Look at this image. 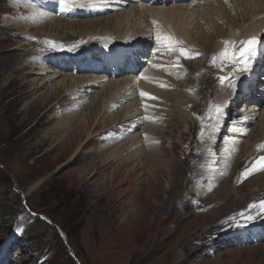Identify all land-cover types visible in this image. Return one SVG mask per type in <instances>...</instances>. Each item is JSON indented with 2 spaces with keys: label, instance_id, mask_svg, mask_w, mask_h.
I'll return each instance as SVG.
<instances>
[{
  "label": "rangeland",
  "instance_id": "374dc122",
  "mask_svg": "<svg viewBox=\"0 0 264 264\" xmlns=\"http://www.w3.org/2000/svg\"><path fill=\"white\" fill-rule=\"evenodd\" d=\"M47 1L49 0H0V207L12 213L0 217V252H10L5 264H37V260L44 252L48 254V258L43 264H242L243 261H247L242 251L249 249H253L255 257L259 258L264 244L249 249L227 247L216 237L226 220L237 218L235 212L228 213L229 211L237 212L243 209L245 203L252 201L254 196L257 201L264 202V195L256 196L264 184V173L252 179L249 175L247 177L249 180L242 184L239 183L237 176L232 182L234 187L241 185L236 188L237 194L232 193L231 198L217 200L215 204H208L204 209L198 210L199 212L212 210V213H207L210 215L208 218L194 213L196 206L206 202L201 203L196 199L197 189H209L208 186L212 184L206 177L201 180L200 171L203 172L208 161L212 162L214 168L221 170V161L225 159L224 148L228 145V140L240 142L244 136V129L237 131L231 122L227 128L222 129L223 138L220 141L216 140L217 137L213 133L211 143L206 146L198 144V141L207 137L204 125L210 123V131L213 132L214 114L218 113L212 101L213 94L206 90L207 85L211 88L213 86L211 85L214 78L213 60L216 54H212L211 51L216 47L214 45L211 46V51H203L198 42L202 44L204 37L208 39L209 29L213 27L221 32L225 31L226 27L222 25L225 22L221 23L219 16L218 22L211 25L208 18L202 17L200 19L204 23L199 21L198 24L196 20H187L189 16L186 15L184 19L189 24L186 28L196 41V44L188 43L190 46L188 54L194 58H185L180 56V53L174 54L175 50L164 48L170 51L162 56L166 70L185 72L187 80L195 78V83L188 86L190 91L198 94L199 102L194 104L200 103V108H205L209 113L204 117L189 109L190 117L185 118L174 109L170 100L163 101L166 112L165 110L161 113L153 112V119L156 117L155 123L159 126L155 141L157 152L161 158L169 162L170 169L173 163H177L181 173L179 178V173L177 177H173L171 173H164L160 169L150 171L146 168L144 152H137L138 149L127 146L128 143L139 140L138 129L148 123L142 112L135 117L124 116V113L131 111L128 104L123 106L126 102L125 97L130 96L127 91L114 92L117 94L107 100L108 96L105 94V99L99 96L94 98L100 87L104 86L87 88L95 83L94 80L85 82L84 85L80 84L78 79L75 85L78 87L83 85V88L77 90L74 86L73 89L76 90L73 92L69 89L72 85L66 80L64 89L55 87L56 82L64 78L63 74L69 72H74L81 79L89 77L90 64L83 68L82 74L74 68H65L63 64L57 67L56 62L59 60H55L58 59V54H65L64 49H71V54L77 53L78 56L81 54V58L90 57L91 51L98 50L101 39L108 36L115 38L118 24L113 19L117 17V7L109 5V0H104L99 2V6H103L102 10L108 12L107 16L72 19L69 15L67 17L65 14L59 15L55 12L57 0ZM69 1L75 0L65 1L66 5L71 7ZM52 2L55 5L53 9L50 7ZM33 5L47 11L45 22L61 20L63 23H71L72 26L89 23L87 30L89 32L79 31L76 27L62 28L58 34L53 33L55 31L53 28L46 26L43 29L39 28L38 31L31 26L26 28V22L30 21L27 8ZM105 5L108 8L106 10ZM206 9L209 10L210 7L201 11L196 8L193 16L200 12L205 14ZM70 10L76 9L71 7ZM70 12L73 11H68L67 14ZM230 17L238 20L237 24H240V19H237L238 16L232 11ZM130 20L134 21L132 18ZM106 24L109 25L107 29ZM184 24L187 26L185 22ZM144 25H140L138 29L137 33L140 35H143ZM146 29L150 31L149 27ZM130 31L123 29L120 41ZM39 32H45V36L53 37L48 43L49 45L50 42L55 43L53 50H57L56 53L51 51L47 44L40 48ZM66 35L73 38V41H65ZM152 35L150 32L151 37ZM219 37L218 39L223 38ZM81 41H87V46L91 50L89 54L78 52L77 45ZM61 48L63 49L60 50ZM45 49L49 51L46 56L51 57H48L51 60L48 61L46 68L49 73L39 69L36 62H33L38 58L37 51ZM150 61L152 60L148 61V66ZM47 76L54 77L49 79ZM113 80L120 81L126 78L115 77ZM169 83L174 93L180 92L178 90L181 88L177 87L176 82L170 80ZM220 88L215 86L213 91L218 92ZM52 89L56 91H51ZM200 99H203V102ZM155 100L162 102L159 98ZM139 103L137 102V106L140 107ZM101 104L106 110H102ZM155 108L159 109L161 105ZM263 110L264 105L258 111L259 114H262ZM249 111L254 112L252 109ZM258 112L255 122L248 127L249 135L251 130L258 129V121L263 120L262 116H258ZM84 113L87 115L83 116L84 122L80 125L76 123L78 121L76 119L75 123L69 125V128L65 127L64 131H54L57 125L68 118H80ZM252 115L255 116L256 113ZM243 117L244 119L248 117L249 120L253 118L248 114ZM111 119L115 121L114 124H111ZM131 128H134L132 134ZM113 130L115 135L111 136ZM66 131L67 133L63 135L62 133ZM197 131L198 134L194 136ZM54 134L55 139H50ZM128 135L138 136L134 138L127 137ZM249 135L243 139L237 157L233 156L229 162L230 168V164L234 165L237 158H242L244 154L246 157L250 156L246 154V150L252 149L253 146L246 142ZM140 136L143 138L142 134ZM192 138L197 143L194 145L196 151L188 150L192 147L189 141ZM124 141H127L126 144H122L113 155H105L106 150L111 151ZM134 152L137 153L134 155ZM190 152L197 155L198 160H189L187 156ZM245 162L239 175L245 169H250L245 166ZM191 167L194 168L193 171ZM207 169V174H214L210 172L211 169ZM195 173L192 191L197 196H192L195 199L185 197L184 200L188 204H200L170 211L168 203L172 200V191L176 190V185L170 190L172 183H175L173 181L175 178L180 179L179 186L177 185L179 191L176 190L178 193L176 192L174 198L176 204L178 194L184 195L186 183L192 182L189 180L190 174ZM135 200L138 209L134 204ZM163 200L166 204L161 206ZM256 204L260 207L262 203H254L251 206L252 212H256ZM199 215L201 216L197 218ZM13 216L17 222L16 228L23 222H25L23 227L29 223L23 229L25 238L23 231L20 236L11 231ZM231 223L232 221L228 224ZM239 241L242 240L237 237L226 240L230 244ZM213 243L215 246L211 245ZM179 248L183 250V258L176 262L174 256ZM209 248H212L213 253L206 256L204 250Z\"/></svg>",
  "mask_w": 264,
  "mask_h": 264
},
{
  "label": "bare ground",
  "instance_id": "6f19581e",
  "mask_svg": "<svg viewBox=\"0 0 264 264\" xmlns=\"http://www.w3.org/2000/svg\"><path fill=\"white\" fill-rule=\"evenodd\" d=\"M101 1H104V0H75L74 2L73 1L72 2L69 1V2H70L71 7L75 8V9H77L78 6L80 7V9L81 8H87V7H94V9H97L100 11L101 7L99 6V2H101ZM129 1L130 2L127 4L126 7L121 8V9L117 7V17L115 19H113L115 21V23L118 24V28L115 30L116 37L115 38H113L112 36L104 37L103 39H101V43H99L97 51H100L104 55V57H103L104 61L103 60L102 61H103V63L106 64L107 67H111V66H113L114 63L121 61L122 58L124 57V55L131 48H135V47L141 46V45L145 46L144 45L145 42L142 41V38L150 32L153 34L151 38L155 41H157L156 40L157 33H160L161 35H163V33H164L165 36L172 37L174 41L179 42V43L174 45V48H176L177 46L178 47L181 46V44L186 42V40L196 44L195 37L190 35L189 34L190 32H188V29L186 28L189 25L188 22H186L184 19V17L186 15L189 16L188 18H186L187 20H191V19L196 20V23L201 21L200 18L205 17V18H208L211 25H214L218 22L217 20L219 19V16H220L219 20L221 21V23H222V21L225 22L222 24V25H225V27H226L225 31L223 30V32H221L216 27H213V28L209 29L210 30V36H208L209 38L207 39V37H204L205 40L203 41L202 44L198 42V44H200V47H202L203 51H211L212 50L211 46L213 47L215 45L216 49H214L211 52H212V54H217L218 60H219L218 64L222 63L223 61H226V60H223L220 56V54L225 50L226 47L230 48V46L226 45L225 42L234 43L236 45L237 50H238L240 47V42L245 41L251 37H256L260 41L261 46L259 47L258 52H261V54H263V60H264V0H229L230 7H232L231 11L233 14L238 16L237 19H240V24H237L238 20H233V18L230 17V15H231L230 10L227 11L223 7V5H221L217 2L214 5L210 4L208 6H207L208 1H206L203 4H182V5H177V6L171 5V6H166V7H146L145 8L144 6H136L138 2H133L134 0H129ZM250 3H251V5H250ZM107 4H108V2H107ZM106 6L107 5H105V10L108 9V8H106ZM215 6H216V8H215ZM37 7H38V5L37 6L33 5L29 8H27V12L29 13L30 21L26 22L27 23L26 24L27 26H25L26 28H29L28 26H31L32 28L36 29V31H38L39 28L43 29L44 26H46V27L53 28L55 30L53 33H56V34H58L62 28L67 29V28L76 27L79 31H87L89 29V23H87V24L78 23L76 26L75 25L72 26L71 23H68V22L63 23V21H61V20H59V21L54 20L53 22L52 21L51 22L50 21L45 22V20H46L45 17H47L46 16L47 11H45V10L43 11L42 8H37ZM47 7H49V6H47ZM206 7H210V9L209 10L206 9L205 14L200 12V14H197V16H193L196 8H199V11H201V9H205ZM196 12H195V14H196ZM105 16H107V15H103V17H105ZM131 18L134 19L133 22H131V20H130ZM214 18H216V20H214ZM234 21H236V22H234ZM184 22L187 24V26L184 24ZM201 22L204 23V21H201ZM145 23H146V25H144ZM140 25L145 26L144 31H143V35H140L139 33H137L138 29L140 28ZM105 27L107 29L109 27V25L106 24ZM146 27H149L150 31H147ZM123 29H125V30L130 29L131 31L129 34H126V36H124L123 39H121V41H120V36H122L121 32ZM213 31H214V33H213ZM87 32H89V31H87ZM39 33H40V37L39 36L38 37L40 39V43H39L41 45L40 48H44L43 45L47 44L48 47L51 49V51L56 53L57 50H53L54 48L51 47V45H49V43H48L49 40L53 39V37L49 36V35L45 36L46 35L45 32H39ZM110 34H112V33H110ZM43 36L45 38H41ZM219 36H222V37L226 36V39L217 40L218 38H220ZM64 40L65 41H73V38H70V36L67 37V35H66ZM132 41H134V42H132ZM62 42H64V41H62ZM130 42H131V44L135 43V42H137V43L131 47H126L125 44L128 43L130 45ZM77 46H78V52H81L83 54H89L91 51L87 46V41L86 42L81 41L80 44ZM111 46H114L115 49L114 50L111 49ZM64 52H65V54H58L57 55L58 59L55 61H58V60L62 61L63 59L66 58L65 56H69L72 53L70 49L69 50L67 49ZM47 53H49V51L46 49L42 50V51H37V57L38 58L35 59V61H33V62H36V65H37V67H39V69L46 70L45 72L48 71V73H49V70L46 68H48L47 64H48V61L51 60L50 59L51 57L46 56ZM43 56L46 58H48V57H50V58L45 60L46 58H42ZM72 56L74 57V60H75L73 62V65H77V66H80V64H79L80 59H85V58H81V56H82L81 54L78 56L77 53H75V54L73 53ZM153 62L154 61H152V63ZM261 62H262V60H261ZM106 66H103V67L105 68ZM195 66H196V64H195ZM262 67L264 68V66H262ZM182 69H180V70H182ZM101 70H102V68H101ZM184 71H185V69H184ZM166 72L167 71H161V69L159 67H156V66H153L150 69L145 67L144 71L142 73H140L138 75V77H136L134 79L133 78H126V80H120V81H118V80L114 81L113 80L115 78V76H112V75H114L115 73H111L110 69L108 71V75L106 77H103V78L95 77L96 74L93 73L94 74L93 77L91 75H89V77L87 76L86 78L81 79V78H79V76H76L74 72H69V74H63L64 78H62V80H58L56 82L55 87L57 89L61 88V87L63 88L65 86L66 81H69V83L72 85V87H70L69 89H70V91L73 92L76 90V88H77V90L80 88H83V85L80 87L75 85L76 81L78 79H79L78 82L79 83L81 82L80 84H84V85H85V82L94 80L95 83H92V85L87 86V88L88 87L94 88V86H96V85L97 86H104L103 88L100 87V90L96 93V95H94V98H97L99 96V98L101 97V99H102L105 97L104 96V94H105L106 96H108L107 100H109V98H111V97L113 98L118 93L117 91H119V90L127 91V93L130 96L125 97L126 102L123 104V106L128 104V108L131 111L124 113V116L135 117L136 115L141 114L140 112H142L145 115L146 122L149 123V124L145 123L139 129L136 128V130L137 129L139 130L138 131L139 140H137L136 142L133 141L130 144L128 143L127 146H131L135 150L138 149L137 152H139V151L144 152L146 168H148L150 171L152 169H154V170L160 169L164 173H167V174L171 173V175L173 177H175V176L177 177V175L179 173L178 177L181 178V173L179 172V170L177 168V166H178L177 163H173L171 165V169H170L169 168L170 165H168L169 162L167 160L165 161V159L161 158V156L157 152L155 141L157 140L156 137H157V133L159 131V126L157 123H155L156 121L153 122V117H154L153 112H156V111L161 112V111L157 110L156 109L157 107L155 108V106L162 105V111H163V107H164V110H165L164 112H166L167 109H165V104L163 101L170 100V101H172V103L174 105V109H176L179 112V114H183V116H185V118L190 117V115L188 113L189 109H190V111L196 113L197 115H201L204 117L208 116V111L205 108H200L201 107L200 103L198 105L194 104V103H197V101H198V94L196 92H195V94H192V92L190 91V88L188 86L190 84L193 85V83H195V78H191L188 81L186 78L185 80L180 81L179 75L177 73H175L174 71H170L169 73H166ZM164 76H166L168 78V80L165 79ZM140 77H142V78L140 79ZM50 78H51V76H50ZM235 78L236 79H242V78L246 79V75H244L243 73L236 74ZM171 79H173L176 82L177 87L181 88V90H178L180 92L174 93L173 90L170 89L169 80H171ZM131 80H134V83H129ZM74 86L76 87L75 89H73ZM182 87H183V89H182ZM207 87H208V89H206L207 92H210L211 89L213 92L214 85L212 86V88L210 85H207ZM54 90L55 89H52L51 91H54ZM114 92H117V93H114ZM142 92L147 94V95L141 96ZM98 93H100V94H98ZM227 94H228V90H221L217 94V97L215 98L214 102H218L219 100L223 101V99L229 98V96L224 97ZM74 95L77 96L78 94H74ZM253 96H255L256 98H260L263 96V92L258 90L257 87H255L253 89ZM149 97H154V99H151ZM157 98H159L162 102H160L159 100L157 102L155 100ZM93 100H96V99H93ZM200 100L203 102V99H200ZM92 102H90V103H92ZM137 102H140V107L137 106L138 105ZM142 103H144L145 106H142L141 105ZM100 106H101L102 110H106L105 107L103 106V104H101ZM89 107H90V105H89ZM249 109L253 110V108H249ZM168 112H169V110H168ZM261 113L262 114H259V112H258V116H260V117L262 116L263 120L258 121V126H259L258 129L257 130H251L248 139H246V142L250 145H254V143L256 141H264V110ZM84 115H85V113L82 116H80V118H76V117L73 118L72 117L71 119L68 118L66 121L64 120L65 122L57 125V127L54 129V131L55 132H58L60 130L64 131L65 127L69 128V125H73V123H75L76 119H78V121H76V123L80 125L81 123L84 122V119H83ZM86 115H87V113H86ZM137 119H139V118H137ZM155 119H156V117H155ZM215 119H216V123H215L214 133H215V135H217L221 132V131L219 132V128H220L219 124L222 122L223 124L221 125V127H223V125H224V119H223L221 112L220 113L218 112L216 114ZM141 120L142 119H140V121ZM238 120H244V117L242 116ZM111 121H112L111 124H114L115 121H113L112 119H111ZM135 123H133L134 126H135ZM239 125L240 124L238 122H236V126H239ZM207 128H208V125L205 126L206 131H207ZM73 129H75V128H73ZM67 131L62 133V134L65 135V133H67ZM133 131H134V128H131L130 134H132ZM140 134L143 135V138L140 136ZM197 134H198V131L194 133V136ZM51 136H52V138H50V139L54 140L55 138H53V136L55 137V134L51 135ZM130 136H133L134 138H136L138 135H128L127 137H130ZM182 137H184V135H182ZM218 137H220V135H218ZM131 139H132V137H131ZM196 140H197V137H196ZM196 140L194 138L189 140L192 143V147L188 148L189 151H196L195 147H194V145L197 144ZM107 142H109V141H107ZM126 142L127 141H124L120 145H116L114 147V149L111 151L106 150L107 153L105 155H110V156L113 155L114 152H117L118 149H120V147L122 146V144L124 145V144H126ZM208 143H211V140L208 137L203 138L202 141H198V144H200V145L206 146V145H208ZM237 145L231 146V147L226 145V147L224 148V155L228 157L230 153H231L230 155L234 154L233 150L239 149V146H237ZM139 146H140V148H139ZM102 152L103 153L105 152V148L102 149ZM137 152H134L133 154L135 155ZM253 152H254L253 148L246 150L247 156L251 155ZM259 154H261V153H259ZM187 157L189 158V160H192V161L198 160V156L191 153V152L189 153V155ZM130 159H132V158L130 157ZM242 161H243V157L237 158L234 162V165L232 164L233 167L231 165V168L229 166H227V163L230 162L229 158L225 157L224 161H221L223 163V164L221 163L222 164L221 170H224V171L215 172V174L224 175V176H219L215 182H213L212 184H210L208 186L209 189H205V188L203 190L197 189L196 192L198 194V197L196 199L201 201V203L205 202V201L206 202L202 205L196 206L194 209V213H197V211L199 209H204L205 206H207L208 204H210V205L215 204L217 200H223V199L231 198L232 193H234V194L238 193L236 186L235 187L233 186L232 180L235 176V174H234L235 171L240 169ZM208 162L209 163L205 164V168L203 169V172L200 171V173H199L200 177H202L201 180H203L204 177L209 178V179H211V178L213 179V177H214L211 174H207L206 170H208L207 168H209V169H211L210 172H214V170H216V167L215 168L213 167L212 162H210V161H208ZM174 168H175V170H173ZM225 169L228 170V172H226V174H225V171H226ZM230 169H231V172H230ZM193 170H194V168H192V171ZM195 177H196V173L190 174L189 180L192 182L186 183L185 191H183L184 195L178 194L179 198L177 197L178 199L176 200L177 201L176 204H174V198L177 195L176 192L179 191L178 190V186H179L178 180H180V179L176 180V178H175L176 181L175 180L173 181L175 183H172L170 190H172L174 188V186L176 185L177 191L176 190L172 191L173 192L172 198H171L172 200L170 201V203H168V207H169L170 211L176 210L177 208L178 209H185L189 206H195L197 204H200V203L188 204L184 200L185 197H189L188 199H190V198L195 199L194 197L197 196L192 191V186L194 185L193 180ZM212 188H214V189H212ZM262 189H264V184L261 185V191H260V193H258L259 195L263 194ZM209 191H211V192H209ZM192 196H194V197H192ZM200 198H202V199H200ZM212 198H216V199H212ZM136 202H137V200H135L134 204H136ZM251 202L252 201H249L248 203H251ZM163 204H166V202L164 200L162 203H160V205L162 206ZM135 206H136V208L138 207L137 204ZM211 211L202 210L201 212H199V214L204 216L206 219L210 216V215L208 216L207 213L211 212ZM230 212H236V210H231L228 213H230ZM260 213H261V210L259 211V214ZM201 215L197 216V218L200 217ZM260 216L262 217V222H263L262 227H263L264 226V215L260 214ZM204 217H201V218H204ZM230 221H232V220H230V219L226 220L225 224L227 225ZM262 227H257V228H262ZM250 228H252V226H242V227L238 228L234 232V234L235 235H241V236H237V238L243 240V238H245L247 236V234L242 233V232L244 230H248ZM261 230H263V228ZM260 237L262 239H264V235H261ZM263 244L264 243L256 244V245H248V246H246V248L249 249L251 247H257V246H260ZM261 248H262L261 249V255L259 258L255 257L253 249L242 251L245 253L244 254L245 259L247 260L246 262L243 261L242 264L243 263L244 264H255L256 263L254 261L255 258L257 259V264H262L264 262V247H261ZM240 252L241 251H239V253ZM182 258H183V250L181 248H179L175 252L174 260L176 262H178Z\"/></svg>",
  "mask_w": 264,
  "mask_h": 264
},
{
  "label": "snow or ice",
  "instance_id": "6c2138e0",
  "mask_svg": "<svg viewBox=\"0 0 264 264\" xmlns=\"http://www.w3.org/2000/svg\"><path fill=\"white\" fill-rule=\"evenodd\" d=\"M65 0H60V3L63 4ZM157 43H164L169 50H176L174 45L179 43L178 41H174L172 37H162L160 33L156 35ZM52 47L55 48V43L50 42ZM226 47L225 50L220 54L223 60H226L228 63L232 64L236 67V72L244 73V72H251L252 71V62L256 57L257 51L259 49L260 41L256 37H251L245 41L240 42V47L237 50L236 45L232 42H225ZM180 55L184 56L185 58H194L190 56L185 50L179 49ZM215 60V57H214ZM221 83L225 82V77H220ZM235 74L233 77L227 78V83L233 88H236L235 84ZM147 94L141 93V96H145ZM154 99V97H149ZM257 171H264V157H261L257 160L250 169H245L242 173L243 178H247L249 175L257 172ZM261 215H264V204L260 205ZM243 216V214H241ZM254 220V217L251 215L247 216L246 222H251Z\"/></svg>",
  "mask_w": 264,
  "mask_h": 264
},
{
  "label": "trees",
  "instance_id": "16d2710c",
  "mask_svg": "<svg viewBox=\"0 0 264 264\" xmlns=\"http://www.w3.org/2000/svg\"><path fill=\"white\" fill-rule=\"evenodd\" d=\"M9 216V215H12V213H9V211H7V209H4V207H0V217H3V216ZM10 218V217H9ZM8 219V218H7Z\"/></svg>",
  "mask_w": 264,
  "mask_h": 264
}]
</instances>
